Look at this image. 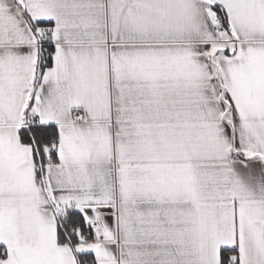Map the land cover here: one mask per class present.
<instances>
[{"label": "snow or ice", "instance_id": "snow-or-ice-1", "mask_svg": "<svg viewBox=\"0 0 264 264\" xmlns=\"http://www.w3.org/2000/svg\"><path fill=\"white\" fill-rule=\"evenodd\" d=\"M0 264H264V0H0Z\"/></svg>", "mask_w": 264, "mask_h": 264}]
</instances>
